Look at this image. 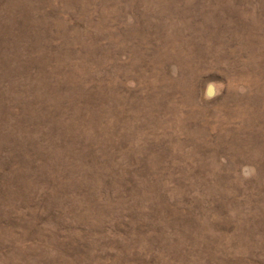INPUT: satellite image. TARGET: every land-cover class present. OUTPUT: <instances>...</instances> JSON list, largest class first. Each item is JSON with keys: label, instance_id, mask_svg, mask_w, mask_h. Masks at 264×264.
Here are the masks:
<instances>
[{"label": "rangeland", "instance_id": "obj_1", "mask_svg": "<svg viewBox=\"0 0 264 264\" xmlns=\"http://www.w3.org/2000/svg\"><path fill=\"white\" fill-rule=\"evenodd\" d=\"M0 264H264V0H0Z\"/></svg>", "mask_w": 264, "mask_h": 264}]
</instances>
